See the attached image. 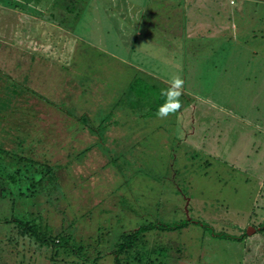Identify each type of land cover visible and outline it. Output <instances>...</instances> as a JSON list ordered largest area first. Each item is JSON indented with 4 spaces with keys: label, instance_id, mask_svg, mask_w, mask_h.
I'll return each instance as SVG.
<instances>
[{
    "label": "rangeland",
    "instance_id": "rangeland-1",
    "mask_svg": "<svg viewBox=\"0 0 264 264\" xmlns=\"http://www.w3.org/2000/svg\"><path fill=\"white\" fill-rule=\"evenodd\" d=\"M16 1L26 12L29 7L45 11L52 0ZM241 1L228 10L229 0H92L89 7L99 5L97 15L89 9L84 14L78 5V18L69 27L76 40L68 44L87 48L79 61L92 58L99 76L104 61L105 71L112 73L100 82L92 108L110 100V109L121 93L126 95L107 123L116 124L105 135L108 151L98 146L101 138L58 107L64 91L54 98L60 104L49 111L42 107L29 119L35 158L44 168L33 167L37 178L14 186L0 175V181L5 179L0 185V264H116L121 234L151 222L184 219L191 223L182 230L155 229L141 238L151 249H166L163 258L153 253L154 264H264V2ZM183 3L186 20L177 12ZM10 13L39 18L0 7V22ZM26 23L28 37L32 33L31 39H37L39 24L23 19ZM251 40L255 44L250 46ZM31 44L24 37L23 48L34 50ZM4 47L0 67L10 73L14 58L8 59ZM22 51L27 72L36 62ZM51 73L52 81L60 76L57 70ZM174 76L183 80L186 98L177 112L162 119L155 109L167 98L157 91L170 87ZM71 78L63 88L77 93ZM156 82L159 88L146 90ZM107 83L117 94H110ZM142 83L146 89H139ZM146 91L154 98L144 100ZM133 139L136 146L129 144ZM3 140L0 145L6 146ZM4 163L0 160V167ZM18 219L41 223L53 236L70 237L71 246L82 248L81 256L75 257L71 247H40L21 234ZM201 222L215 233L249 234L244 242L222 241Z\"/></svg>",
    "mask_w": 264,
    "mask_h": 264
},
{
    "label": "trees",
    "instance_id": "trees-1",
    "mask_svg": "<svg viewBox=\"0 0 264 264\" xmlns=\"http://www.w3.org/2000/svg\"><path fill=\"white\" fill-rule=\"evenodd\" d=\"M91 1L92 0H52L49 1L48 7L45 11L40 9L32 10L29 7V12H25V9H23L16 0H0L1 8L13 7L14 10H18L19 13L32 14L39 17L28 19L27 16L21 17L19 14L16 18L14 15H17V13H10L9 15L7 14L8 16L3 15V19L0 22V48L2 49V47L5 46L4 48L9 50L8 59H10V56L14 58L10 59V62L14 65V68H12L11 71L12 74L4 69L3 66L0 67V142L3 144L2 137L6 141V146L0 145V160L5 162V165L0 167V170L2 171L0 175H6L5 179L8 186H14L25 180L33 181L37 178L33 167L39 166L44 168V166L39 164L35 158V147H37V142L35 137L29 135L30 126L28 125H31L29 119L38 116V114L41 113L40 110L42 107L46 109L48 108L49 111L51 107L60 104H55L54 98L55 96H60L61 98V91H64V97L62 96L63 98H61V100H63V102L61 105H58V107L66 109L67 118L72 122L78 123V125L81 126L80 128H85L90 133L96 134L101 138L103 144H99L98 146L104 147V150L108 151L104 146L105 135L108 134L110 127L112 125L115 126L116 124L107 123L115 115L116 108H114V106L123 100L122 98L126 93H121L119 101L114 102L110 109L108 108V105L111 104L110 100H107V102L101 101L99 109H93L92 104L93 100L96 98V93L99 91L101 92L100 82L102 80H108L109 75L112 73L105 71V62L107 61H104L102 75L99 76L98 71L95 69L97 63L92 58L87 60V62L79 61V59L81 60L87 55V48L81 49L79 45L75 47V44H68L71 40H76L73 35L74 30L72 29L73 31H71L69 27L72 26V24H74L73 22L78 18L76 17L80 11V9L77 8L79 7L78 5H82V9H84L82 12L84 14L88 9L89 11L94 10L96 15L98 14L99 5L94 8L89 7ZM96 1L97 0H94V2ZM165 1L167 3V0ZM237 1L240 0H229L230 3L228 7L233 9L234 6L238 5ZM242 1L241 4L243 5L244 0ZM178 5L179 3H177L175 7L177 8ZM186 6L187 4H184L183 9L177 11L178 14L183 15V19L185 20L186 15L189 14V11L186 12ZM167 9L170 11L169 6ZM169 11L168 15L172 16ZM69 17H71V20L67 22L66 19H69ZM18 18L20 19V22H18ZM82 18L79 21H81ZM23 19L28 22H34L36 25L39 24L37 26L38 28H34L37 39H31V36L33 35L32 33H30V37H28L29 31H27V23L26 25H23ZM184 28L185 25L183 26V29ZM26 36L28 42L32 41L33 44H31L30 47L34 48V50L23 48L22 44L24 42V37ZM185 36L186 33L184 34V37ZM22 49L28 52L27 54L30 57L31 63L36 62L31 66L32 69L28 68L29 71L27 72L24 70L26 68V61H23L25 55ZM73 52H77L78 55L72 56ZM18 54L21 56L15 58ZM77 56L78 58H76ZM71 57L74 58L73 61H71ZM56 61H63L65 65L62 64L59 67L56 64ZM76 62H78V65ZM38 63L40 64L39 66ZM69 64H71V66H69ZM72 65H76V67H74V72L70 71L73 67ZM110 66L111 65H109V67ZM59 69L61 72H59ZM53 70H57L58 74H60V76L54 81H52L51 77V72ZM16 75L19 77L16 78ZM72 75H74V87L76 88L77 93L75 91L71 92L66 87L63 88L64 84L72 83ZM67 76L69 77L68 81L64 78ZM94 79H97V81H94ZM134 82L135 80L133 83ZM156 84L157 82L153 84V86H147L148 89H146L144 83H142L139 89L151 90L159 88L160 86ZM106 85L107 89L110 88V94H117L112 85H109L108 83ZM164 88L167 90L169 87L164 86ZM151 91H146L147 93L144 94V100H149L151 96L154 98V92L151 93ZM157 94L162 95V92L157 91ZM165 97L167 98V101H165V104L167 102L166 110L170 112L169 115H173V113L177 112L182 107V100L186 98V93L181 89V95L179 97L181 107L176 111H172L171 98L169 96ZM138 100L139 97H135L134 105L138 104ZM105 107L106 110H103ZM77 108L81 109V111H77ZM159 109H155V111H158ZM126 114L129 115L128 112ZM96 122L98 124H95ZM33 124L34 122H32L31 128L36 129ZM135 143L136 140L133 139L129 144L136 146ZM112 152L116 153V151L113 150ZM116 162V160L112 161L113 164ZM45 170L47 171L46 173L52 172L53 174L51 166H45ZM4 180L0 181L1 187L4 186ZM55 180V176H52L51 181ZM26 192L27 190L25 189L24 192H21V196ZM190 223L191 221L189 219H184L174 224L151 222L147 225H141L133 231L121 234L114 250L115 263L154 264V260L152 259L153 253H156L158 258H163L164 256H167L168 253L166 249L162 247L151 249L153 246L150 247L148 242H142L141 238L147 232L155 229L162 232L179 231L188 227ZM18 224L21 226V234L24 237H29L36 241L40 247L50 249L55 248V250L60 246L71 247L75 257H79L82 254L81 247L70 245V237L61 236V234L53 236L48 230V227L45 225L42 226L41 223L38 224L35 221L23 222L18 219L17 225ZM201 224L205 226V229L208 231V226L202 222ZM260 230V234H263L264 221L260 224ZM208 232L215 236L216 239L222 241L244 242L248 236V233L245 231L239 235H230L229 233H215L210 228V231ZM56 239H59V241ZM75 248L76 250H74ZM95 261H97V258Z\"/></svg>",
    "mask_w": 264,
    "mask_h": 264
},
{
    "label": "clouds",
    "instance_id": "clouds-1",
    "mask_svg": "<svg viewBox=\"0 0 264 264\" xmlns=\"http://www.w3.org/2000/svg\"><path fill=\"white\" fill-rule=\"evenodd\" d=\"M182 87L183 80L178 76H174L170 81V87L167 90L162 91V95L169 96L171 98L172 111H176L181 107L179 97L181 95ZM166 109L167 102L158 110L157 116L162 119L167 118L170 112Z\"/></svg>",
    "mask_w": 264,
    "mask_h": 264
},
{
    "label": "crops",
    "instance_id": "crops-1",
    "mask_svg": "<svg viewBox=\"0 0 264 264\" xmlns=\"http://www.w3.org/2000/svg\"><path fill=\"white\" fill-rule=\"evenodd\" d=\"M256 2H264V0H255V3H256ZM255 3H254V4H255ZM227 8H228V10H229V7H227ZM244 10H246L245 7L243 8V11H244ZM247 13H248V15L251 14V10H249ZM241 16H242V15H241ZM249 16L251 17L252 15H249ZM262 17H263V15H260V16H259V18H258V21H259V22L262 21V20H261ZM259 22H258V23H259ZM241 28H244V25H243ZM246 34H247V32L245 33V35H246ZM245 35H244V36H245ZM260 35H262V36H260V37H261L260 40H261V41H264V40H263L264 35H263V34H260ZM253 44H255V43H254V40H251V43H249L248 45L251 46V45H253ZM259 44H260V42L258 41V43H257L256 46H258Z\"/></svg>",
    "mask_w": 264,
    "mask_h": 264
},
{
    "label": "flooded vegetation",
    "instance_id": "flooded-vegetation-1",
    "mask_svg": "<svg viewBox=\"0 0 264 264\" xmlns=\"http://www.w3.org/2000/svg\"><path fill=\"white\" fill-rule=\"evenodd\" d=\"M191 129L190 128H188V129H186V131L187 132H189ZM194 130V129H193ZM193 132V131H192ZM194 135V134H193ZM193 135H190V136H188V137H193Z\"/></svg>",
    "mask_w": 264,
    "mask_h": 264
},
{
    "label": "water",
    "instance_id": "water-1",
    "mask_svg": "<svg viewBox=\"0 0 264 264\" xmlns=\"http://www.w3.org/2000/svg\"><path fill=\"white\" fill-rule=\"evenodd\" d=\"M248 234H249V231H248Z\"/></svg>",
    "mask_w": 264,
    "mask_h": 264
}]
</instances>
